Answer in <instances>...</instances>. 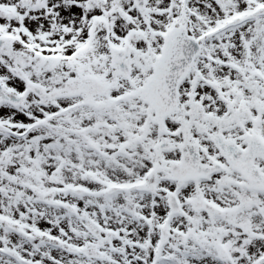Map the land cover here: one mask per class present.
<instances>
[{
    "label": "snow or ice",
    "instance_id": "snow-or-ice-1",
    "mask_svg": "<svg viewBox=\"0 0 264 264\" xmlns=\"http://www.w3.org/2000/svg\"><path fill=\"white\" fill-rule=\"evenodd\" d=\"M0 264H264V0H0Z\"/></svg>",
    "mask_w": 264,
    "mask_h": 264
}]
</instances>
